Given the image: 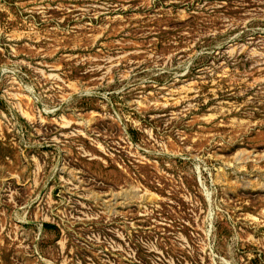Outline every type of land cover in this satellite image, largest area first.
Segmentation results:
<instances>
[{
    "label": "rangeland",
    "instance_id": "374dc122",
    "mask_svg": "<svg viewBox=\"0 0 264 264\" xmlns=\"http://www.w3.org/2000/svg\"><path fill=\"white\" fill-rule=\"evenodd\" d=\"M0 264H264V0H0Z\"/></svg>",
    "mask_w": 264,
    "mask_h": 264
}]
</instances>
